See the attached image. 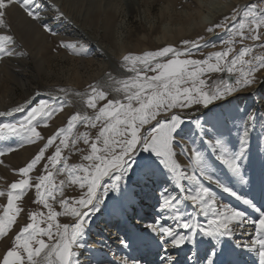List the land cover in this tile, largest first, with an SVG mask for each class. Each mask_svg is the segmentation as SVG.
<instances>
[{
    "label": "rangeland",
    "instance_id": "obj_1",
    "mask_svg": "<svg viewBox=\"0 0 264 264\" xmlns=\"http://www.w3.org/2000/svg\"><path fill=\"white\" fill-rule=\"evenodd\" d=\"M64 1V8L69 10L71 6L74 11L90 4L89 0H66L69 6ZM104 1H94L95 5L87 16L92 29L85 27L84 30L93 34L96 27H100L101 42L113 46L114 51H119L115 42L121 37L125 50L116 61L121 68L135 71V74L129 77L117 75L116 80L106 81L111 85L114 80L113 89L118 88L116 91L120 94L131 91L115 100L112 99L116 95L111 96L103 86H97V77L87 80L103 57L86 44L85 39L77 40L72 34L59 38L51 28L42 24L50 40L48 51L54 55L46 64L52 72L46 75L37 74L33 60L27 57L29 54L21 58V52L14 51L13 37L19 47L27 51L16 33H9L6 29L0 31V63L3 55H19L18 60H28L29 63L24 61L27 65L24 71L30 81L29 88L41 94L33 104L22 109L21 105L28 102L31 95L27 96L16 88L13 102L2 110L6 112L14 108L10 112H15L10 114L7 111L0 118V264H43L38 262V256L66 226L67 235L58 247L56 264H131L136 261L146 264V261H140L141 258H135V254L124 253L123 256L120 252L121 249L130 252L129 241L118 239L116 245L106 248V244L110 245L108 241L97 239L102 238L99 236L100 226V231L95 232L98 236L86 229L90 222L98 227L104 217L102 213L108 207L109 196L131 180L132 171L146 165L162 167L165 176L173 182L177 174L174 165L177 166L178 162L197 174L211 170L221 172L222 179L225 177L219 157L215 152H209L202 137L205 115L187 117L179 113L189 108L206 110L209 105L222 102L261 81L264 71V0L246 1L243 5L240 0H230L232 4L224 15L216 17L211 24L189 30L182 26L192 17L197 18L194 10L198 0H140V7L137 5L131 9L122 0H111L115 9L103 11ZM4 8L0 7V18L6 19ZM32 15L36 16L35 13ZM107 16L110 18L105 24ZM164 24L172 26V30L160 41L157 37L162 35ZM79 60L85 61L86 68H80L82 80L77 82L74 70L80 64ZM110 71L111 67L107 66L99 77ZM73 88L88 93L83 100L84 111L66 96L44 94L49 91L62 93ZM263 90L249 94L243 102L226 101L221 104L223 109L219 106L215 111L216 122L225 127L221 138H227L231 142L227 148L238 154L246 155V148L242 149L241 145L255 134L260 133L258 140L264 137L261 130L264 117L259 109L253 108L256 96L264 99ZM58 115H61V123L57 120ZM208 120L205 121V129L208 127L205 132H209L214 124L213 120ZM183 130L185 134L181 139L179 136ZM169 132L172 140L177 142L176 160L169 157L166 149L165 137ZM24 149H28L29 155L22 160L18 152ZM255 154L259 164H255L254 174L261 172L258 168H264V156H258L257 151H250L248 156L254 157ZM190 190L188 196L185 193L187 201H182V195L174 192L165 197V201H169L166 206L170 205L174 210L172 221H167V216L154 210L150 215L145 214L151 217L148 224H136L139 232L149 236L147 245L155 240L160 243L157 246L159 251L165 250L166 253L165 257L157 256L147 264H173L176 258L180 259L178 264L186 258L188 264H210L215 254L213 231L218 234L220 251L224 250L225 235L220 229H213V223L208 220L211 217L220 222L218 212L224 216L248 218L257 225L253 232H257V228L264 231L262 215L253 213V216L251 213L250 218V212H240L239 207L228 206L226 201L217 205L215 198L202 185L195 184ZM233 194L239 197V194ZM147 208L145 204L141 212L148 211ZM201 209L208 215L207 220L202 219L208 226L197 223L202 218L198 215ZM157 216L163 222L156 221ZM125 220L120 217L119 221L124 224ZM228 230L226 236L234 238L230 227ZM247 233L246 229H239L234 239L246 238ZM167 234H173L174 243L172 239L169 241ZM236 241L240 252L246 250L244 242ZM259 241L260 238L252 245L248 244L250 250L257 247V243L262 246L256 255L252 254L258 264L264 256V243L262 245ZM93 244L95 247L90 248ZM100 245L103 251L97 258ZM151 250L153 252L155 248Z\"/></svg>",
    "mask_w": 264,
    "mask_h": 264
},
{
    "label": "bare ground",
    "instance_id": "obj_2",
    "mask_svg": "<svg viewBox=\"0 0 264 264\" xmlns=\"http://www.w3.org/2000/svg\"><path fill=\"white\" fill-rule=\"evenodd\" d=\"M2 1L3 0H0V7L1 6L5 7L4 9L6 12V19L0 18V31L2 29H6V31L9 33L12 32L17 34L18 41L22 43L23 47L27 51L25 50L23 51V49L19 47L16 39L13 37L12 38L13 41L11 42L12 44H14V51H20L21 58H25L27 56L26 54H29L27 57L28 59L30 58L33 60L37 74H41V73H45L46 75L50 74L52 71L50 68H47L46 66L49 64V58L52 59V57H54V55L50 54L51 52L48 51V47L50 46V40L47 39L46 32L44 28L41 27L42 24L46 25V28L47 27L51 28L59 38H64L65 34H72L77 40L85 39L87 42L86 44L94 48L96 50V53L102 55L103 58L100 59V63H99L100 65L96 68L95 71L93 70L94 71L93 73L88 75L89 79L87 80L90 81L92 80L91 77L93 78L97 77L98 78V80L96 81L97 86L98 85L103 86L104 89H106L105 91L109 92L111 96L113 94L114 95L120 94L116 91L119 89L117 88L116 90H114L113 89L114 85H112L114 80H116L115 78L117 74L125 77H129L132 76V74H135V72L133 73V71L131 70H127L123 68H121L120 70L118 68L119 65L116 60L117 58L121 57V55L125 50L124 47L122 46V41H120L121 37L119 39H116L115 42L119 47L118 48L119 51H114L113 46L110 47L111 45L109 46L101 42L100 33L98 32V28L100 27H96L97 31H95L93 34H89L84 30L85 27L92 29V27H90V25L87 23L88 22L87 16L93 5H95L94 2L95 0H89L90 4L86 8H81L79 11L78 10L74 11L75 8L71 7L66 0L65 1L64 0H5V3L4 2L2 3ZM63 1L64 3L66 2V4L70 6L69 10L71 9V11L64 8V4L62 3ZM122 1L129 9L133 7H137V5L138 7H140L139 5L140 0H122ZM240 1L241 4L242 3L244 4L246 3V1L249 2L251 0H240ZM231 4L232 2L230 0H198L197 7L194 10V12L197 15V18H194L195 16L192 17L189 22L185 23L186 25L182 24L183 25L182 27L188 28L186 30H189L191 27H195V26L200 27V25L202 27L208 23L211 24L216 17L224 15V13L228 12V9H230ZM26 9H29V12H26ZM94 9H96V7H94ZM102 9L103 11H108V9L114 10L115 8L111 0H106L103 2ZM204 9L206 10L205 13H203ZM33 13L36 14L35 17L32 15ZM72 13L74 14V16L77 17L78 20L75 19L76 17H74ZM109 18L110 17L108 16L105 17L104 19L105 24L109 22ZM162 28H163L162 35L157 37V39L160 41L164 40L167 35L168 36L170 35L172 26L170 27L167 24H164ZM168 29L170 30V32L167 31ZM18 58L19 55L18 56L3 55L1 59V63H0V112L1 113H6L8 111L7 110L6 112L5 111L3 112L2 110L9 107L10 104L13 102L14 100L13 96L16 88L21 89L22 92L27 96L31 95L32 92H34V90H30L29 88L30 81L27 78L26 76L27 73H25L26 70L24 69L25 67H27L26 62L28 60H22L21 58L18 60ZM79 61L80 64L75 66L76 68L74 70L75 77L78 78L76 80L77 82H79L78 81L79 79L80 81L82 80L80 76L81 75L80 68L82 67L86 68L85 61L84 62L83 60H79ZM107 66L111 67L112 70L110 71L111 73L106 74L104 77L103 76L99 77L100 73L102 74L103 70ZM112 78L114 80L112 84L109 85L107 83L108 82L107 80L112 81ZM262 79H264V71L262 72L261 81L257 82L256 84L246 89L239 90L236 94H234V96L231 95L222 102H216L214 104L219 103L221 105L226 101L229 102L231 99H234L237 102H243V100H245L246 97L249 96V94H252L260 89L263 90L264 81H262ZM130 92L131 91H127V93L124 92L123 93L125 95L127 94L129 95ZM49 93L52 96H57V95L62 97L66 96L68 99H72L77 103L76 105L79 106L84 111L83 107L85 102L83 100L88 95L86 90H82V91L74 90L73 88L72 90L69 89L68 91L62 93L57 91H49ZM124 94H120V96L121 95L123 96ZM255 94L257 95V93ZM258 96H256L257 98L255 97V99L253 100V108L256 110L259 109L261 116L264 117V99L261 96L260 97ZM220 105H218V107L216 106V108L214 109H211L210 112H208L207 114L204 113L207 110L198 109V108H189L187 110L181 111L183 113H179V114L187 117H195V115H200V116L205 115L206 118H204L202 122L203 131H204L202 137L205 140L206 146L209 147V152L210 153L215 152L216 157H219L218 160L219 162L221 161L220 165H223L224 167L222 169V174L225 175L226 178L225 177L224 179L221 178L220 176L221 172H216L211 170L208 171L206 170L203 171L202 173L197 174L194 173L193 171L186 170L185 168H183L180 162H178L177 166L174 165V170L175 172H177V174L175 176V181L173 182L171 181V178L165 176L164 169L162 167H156L154 164H153L154 166L146 165L142 169H136L137 171L135 172L132 171L130 173L131 180H129L127 183L125 182V184L120 186V188L118 187L117 191L113 195L109 196V199L107 201L108 207H106L105 211L102 213V215H104L103 219H101L100 222L98 223V227L97 226L95 227V225H93L91 222L88 223L86 225V229L89 230L88 232H90L91 230V233L98 236V234H96L95 232L97 230L100 231L99 230V226H100L102 228V231H100L99 236H102V238L99 237L97 239L100 241L103 238L106 239L108 241V244H110V245L106 244V248H111L112 246L116 245L117 244L116 240L118 239H122L125 242L129 241L128 245L130 252H128L127 250H124L123 252L122 249L120 250V252L123 253V256L125 255L124 253H126V255L128 253H130L131 255L135 254L136 255L135 258H141L140 261L141 262L146 261V264L147 261H153L154 259L157 258V256L165 257L164 256L166 255V253L164 252L165 250L161 252V250L159 251L160 247H157L158 245H160L159 242L155 240L153 242L151 240L150 241L151 243L147 245L149 242V236H146L143 233L139 232V227H138L139 225L136 224H141V223L148 224L151 217L145 216V214L150 215L151 212L154 210L160 211V214L167 216L166 218L167 221H172L174 219L173 218L174 210L173 211L171 210L170 205H168L169 201H165V197L169 193L174 192L176 195H182L183 198L182 201L185 200L187 201L188 199L187 196L191 194L190 189L193 187V185L195 187V184L206 187L210 195L213 198H215L214 201H216L217 205L219 203L221 204L222 201H226L225 203H227L228 206L233 205L239 207L240 212H244L245 210L247 212H250L249 213L250 215L247 213V215H249L250 218L252 217L251 213L253 216L255 215L253 213H256V215H260V216L262 215L264 219V214H263L264 168L262 167L258 168V171L261 170V172L259 173L256 171V173L254 174V170H255L254 168L256 167L257 164H259V160H258L259 158L257 159L256 154H255L256 156L254 157L248 156V153L250 151H257L258 156H264V137L262 138V140H258L259 138L258 134L260 133H257L253 136L252 139L243 142L241 148L242 149L246 148L245 149L246 155L238 154L232 148L228 149L227 146L229 147V144L231 142L227 138L224 139L221 138L223 136V131H225V127L224 125H222L223 123L216 122L217 120H216L215 111L216 109L219 110L218 108ZM13 109L14 108H12L11 110ZM11 110H9L8 112H10ZM60 119H61V115H58L57 118L58 122L60 121ZM208 119L213 120L214 124H212V127L210 128L209 132H205V130L208 128L206 127L205 129V121ZM261 130L264 131V124ZM182 132L183 134L179 136L181 139H183L184 137L182 135L185 134L184 130ZM220 138L222 139L221 141H219ZM165 139H166V149L170 153L169 157L176 160L178 152H176L175 148L177 142L172 140L170 132L166 135ZM256 142H258L259 144L257 145ZM28 155H29L28 149H24L18 152V156L22 160L27 158ZM244 165H246V168L244 167ZM205 169H207V167ZM157 192H159L158 197L156 196ZM185 193L187 194V196L185 195ZM233 193L239 194V197H235ZM226 196H228V198H226ZM230 196L233 199L232 198L230 199ZM166 203H168L167 204L168 206H166ZM145 204L146 207H148L147 208L148 211L142 213L141 208L145 207ZM188 207L191 208V206L189 205ZM218 214H219L218 220H220V222L216 220L213 221L211 217H209L208 219V215L206 216L202 209L201 211L198 212V215L202 217L197 221L198 225L208 226L209 224L207 223V221L202 220L203 218L206 220L208 219L210 220V222L213 223V229L215 230L220 229L221 234L225 235V239L223 241L224 250L220 251L221 245L218 242V234L213 231V233L215 234L213 238L214 239L213 243L215 246L214 249L215 254L210 264H222V263L253 264V262L255 263L252 254H255L257 253L258 250H261L259 248H262V246L258 245L257 243L256 245L257 247H254L250 250L251 246L248 244H251L254 241H256L258 238H260L259 243L262 242L263 245L264 231L261 232V230L257 228L256 229L257 232L256 231L253 232L252 230L255 229L257 225L254 223V221L248 220V218L245 219L234 218L233 215L224 216L219 212ZM117 216L124 217L126 219L125 220L126 223L124 224L120 223L119 221L120 217ZM158 217L159 216L156 217V221L163 222L162 218L160 217L158 218ZM131 221H133L134 223H131ZM216 222L221 223V225L216 224ZM116 223L118 224L115 225ZM256 223L260 224L258 222ZM114 225L116 226V228L115 227L113 228ZM229 227L234 232V238L236 237V235H238L239 229H246L248 231L246 238L243 239L241 238V240H238L244 242V245H246V247H244V249L246 250H243V252H240L239 245L237 246V244L234 243L236 241L234 238H229L228 236H226V232L229 235V230H228ZM67 231H68L67 226L60 230L55 241L49 243L45 247L43 252L38 256V262H42L43 264H56V259H57L56 255L59 249L58 247L64 240L65 236L67 235ZM167 238H169V241L170 239H172L171 242L174 241L173 234H167ZM100 244H102V242ZM94 245L95 244L90 246V248H94L95 247ZM170 245H172V243ZM102 247L100 245L99 248H97L96 251L97 258L100 257V252L103 251ZM152 247L155 248L153 252L151 250ZM136 248H139L140 252L138 251L139 249L136 250ZM262 252H264V250ZM247 254L249 256H246ZM161 260L159 262H161ZM57 261L59 262V260ZM194 261L196 262V258ZM179 262L180 259L176 258L173 264H178ZM188 262H189L188 258H186L185 261H183V263L181 264H188ZM117 264H122V263L118 262ZM131 264H139V263L136 261V262H131ZM259 264H264V256L262 257L261 260H259Z\"/></svg>",
    "mask_w": 264,
    "mask_h": 264
},
{
    "label": "water",
    "instance_id": "obj_3",
    "mask_svg": "<svg viewBox=\"0 0 264 264\" xmlns=\"http://www.w3.org/2000/svg\"><path fill=\"white\" fill-rule=\"evenodd\" d=\"M149 63H152V62H149ZM148 63V64H149ZM120 70H121V67L119 66L118 67ZM135 71H133V73H134ZM118 75V74H117ZM133 75V74H132ZM119 76V75H118ZM120 78V77H119ZM35 92V91H34ZM32 92V94H31V98H30V100L28 101V102H26V103H24V104H22L21 106V108L23 109V108H26V107H28L29 105H31V104H33L37 99H39V97H40V93L39 92ZM45 95H50V93H44ZM117 96H115L112 100H115L116 98H118V97H122V96H120V94H116ZM218 105H220L219 103H217V104H212V105H209L207 108H206V110L207 111H205L204 113L205 114H207L212 108H216V106L218 107ZM17 111V110H16ZM15 112V111H14ZM175 113V112H174ZM7 113H0V118H2L3 116H5ZM172 114V113H171Z\"/></svg>",
    "mask_w": 264,
    "mask_h": 264
}]
</instances>
